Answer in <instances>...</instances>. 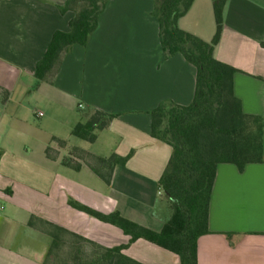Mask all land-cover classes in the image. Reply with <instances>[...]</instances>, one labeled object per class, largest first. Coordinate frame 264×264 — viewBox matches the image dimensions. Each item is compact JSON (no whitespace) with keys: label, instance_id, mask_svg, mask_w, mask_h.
<instances>
[{"label":"crops","instance_id":"1","mask_svg":"<svg viewBox=\"0 0 264 264\" xmlns=\"http://www.w3.org/2000/svg\"><path fill=\"white\" fill-rule=\"evenodd\" d=\"M63 5L0 0V264H43L50 237L28 226L32 217L105 248L128 242L119 228L72 208L69 199L154 232L170 216L158 181L171 148L150 136L149 112L162 102L189 105L195 68L179 54L164 58L153 0H108L87 44L72 46L38 81L35 67L53 33L68 31L74 16L62 14ZM223 20L213 55L237 70L233 90L243 112L263 121L264 158V0H227ZM178 27L210 42L212 0H194ZM93 110L115 116L94 143L52 146L54 138L65 140L52 126L70 134ZM72 147L130 157L106 185L76 158L77 171L62 164ZM208 228L197 242L198 264H264V161L241 172L217 167ZM122 253L142 264H179L175 254L144 239Z\"/></svg>","mask_w":264,"mask_h":264},{"label":"trees","instance_id":"2","mask_svg":"<svg viewBox=\"0 0 264 264\" xmlns=\"http://www.w3.org/2000/svg\"><path fill=\"white\" fill-rule=\"evenodd\" d=\"M108 0H65L63 14L72 11L68 31L53 33L49 45L36 64L34 76L42 81L60 64L61 57L72 46H85L98 25ZM194 0H153L152 16L158 22V37L164 58L181 55L195 68V87L191 103L180 106L162 102L149 112L150 136L171 148L168 163L158 187L170 206V216L159 232L136 224L118 212L102 214L69 199L68 204L89 216L119 228L129 236L126 244L102 247L50 222L30 218L28 226L46 233L51 241L43 264H142L122 251L137 239H144L175 254L179 264H198V239L209 234V205L216 176L221 164L234 165L239 172L248 164L262 163L263 121L243 112L234 95L232 66L215 59L214 48L222 36L223 10L227 0H212L215 33L210 42L181 30L178 20ZM74 6V7H73ZM114 115L93 110L83 123L71 130L72 137L92 144L98 132L105 129ZM59 149H66L65 140L53 139ZM53 150L46 148V156ZM70 157L62 164L79 170L82 161L90 171L110 185L115 167L129 159L115 153L96 156L72 147ZM229 235V234H228ZM227 235V236H228ZM59 261L56 263V261ZM56 260V261H55Z\"/></svg>","mask_w":264,"mask_h":264},{"label":"rangeland","instance_id":"3","mask_svg":"<svg viewBox=\"0 0 264 264\" xmlns=\"http://www.w3.org/2000/svg\"><path fill=\"white\" fill-rule=\"evenodd\" d=\"M64 2H65V0H64ZM86 113H87V111L80 112V114L82 115V117L85 116ZM52 128L54 129L52 131H54L59 136L60 139H62V135H64V137H65L64 139L68 142L69 146H71L73 144V142L74 143H79V144H84V145L85 144H88V143H86L84 141H81L79 139H76V138L72 137L71 132H70V134H69V132H65V134H62V133H64V132H62V127H53L52 126ZM52 146H55V144L52 143ZM50 241H51V239H50ZM58 261H59V259L56 261V263Z\"/></svg>","mask_w":264,"mask_h":264},{"label":"built area","instance_id":"4","mask_svg":"<svg viewBox=\"0 0 264 264\" xmlns=\"http://www.w3.org/2000/svg\"><path fill=\"white\" fill-rule=\"evenodd\" d=\"M79 107H81V106L79 105ZM38 116H39V117L42 116V113H38Z\"/></svg>","mask_w":264,"mask_h":264}]
</instances>
